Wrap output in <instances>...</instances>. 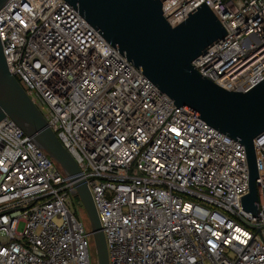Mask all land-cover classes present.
<instances>
[{
    "label": "built area",
    "instance_id": "1",
    "mask_svg": "<svg viewBox=\"0 0 264 264\" xmlns=\"http://www.w3.org/2000/svg\"><path fill=\"white\" fill-rule=\"evenodd\" d=\"M58 1L9 0L0 41L8 71L80 169L109 264H264V133L253 140L254 217L241 206L244 147L176 107ZM204 3L228 35L192 65L220 88L246 92L264 80V0H162V15L174 27ZM73 191L1 120L0 264H94Z\"/></svg>",
    "mask_w": 264,
    "mask_h": 264
},
{
    "label": "water",
    "instance_id": "2",
    "mask_svg": "<svg viewBox=\"0 0 264 264\" xmlns=\"http://www.w3.org/2000/svg\"><path fill=\"white\" fill-rule=\"evenodd\" d=\"M8 1L0 0V9ZM63 1L176 107L190 111L207 126L244 147L248 194L241 197V206L255 217L259 209L253 140L264 133V80L246 92H229L195 70L193 61L228 35L207 4L171 27L162 15V0ZM5 118L12 120L73 182L74 195L80 200L91 228L97 264H109L104 235L80 169L8 71L0 41V121Z\"/></svg>",
    "mask_w": 264,
    "mask_h": 264
},
{
    "label": "rangeland",
    "instance_id": "3",
    "mask_svg": "<svg viewBox=\"0 0 264 264\" xmlns=\"http://www.w3.org/2000/svg\"><path fill=\"white\" fill-rule=\"evenodd\" d=\"M79 201L80 200L76 196L71 197L72 209L76 212V214L78 216V219L82 223L85 233L89 235L88 238H89V246H90L91 258H92V261L94 262V257H93V254H92V249H94V247H92V246H94V244H93V239H92V237L90 235L91 228H90L89 222L87 220V217L84 214V211L82 210L81 206L79 205ZM21 228L22 227L20 226L18 228V230L20 231Z\"/></svg>",
    "mask_w": 264,
    "mask_h": 264
},
{
    "label": "trees",
    "instance_id": "4",
    "mask_svg": "<svg viewBox=\"0 0 264 264\" xmlns=\"http://www.w3.org/2000/svg\"><path fill=\"white\" fill-rule=\"evenodd\" d=\"M92 247H94V246H92ZM92 254H93V257H94V264H97V258H96L95 249H92Z\"/></svg>",
    "mask_w": 264,
    "mask_h": 264
}]
</instances>
